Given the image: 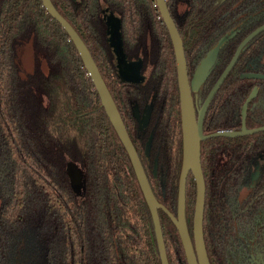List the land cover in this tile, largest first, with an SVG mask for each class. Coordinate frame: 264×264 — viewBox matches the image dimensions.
<instances>
[{
  "label": "trees",
  "instance_id": "1",
  "mask_svg": "<svg viewBox=\"0 0 264 264\" xmlns=\"http://www.w3.org/2000/svg\"><path fill=\"white\" fill-rule=\"evenodd\" d=\"M51 1L95 61L107 44L103 8L117 12L136 38L161 24L148 25L158 14L153 0ZM182 13L191 17V11ZM260 33L264 41V30ZM191 34L188 28L182 33L185 48ZM248 53L241 52L225 83L241 81L238 68L248 62ZM172 79L175 85L174 64ZM233 90L236 102L240 92ZM172 102L178 110L176 92ZM173 121L166 120L169 133ZM179 130L177 121L173 135ZM226 142L237 147L239 137ZM67 159L81 170L80 195L71 185ZM176 163L165 181L170 210L180 159ZM204 174L213 181L207 182L209 203L218 204L243 170L212 167ZM154 184L159 190L157 179ZM164 220L167 244H179L173 223L168 216ZM0 264H161L129 156L74 43L41 0H0Z\"/></svg>",
  "mask_w": 264,
  "mask_h": 264
},
{
  "label": "flooded vegetation",
  "instance_id": "2",
  "mask_svg": "<svg viewBox=\"0 0 264 264\" xmlns=\"http://www.w3.org/2000/svg\"><path fill=\"white\" fill-rule=\"evenodd\" d=\"M153 1L158 14L148 25H154L157 20H160L161 24H155V27L148 26L139 38L133 34L131 26L122 22L117 12L111 13L103 8L107 44L106 49L101 51L102 54L96 57V61L93 60L100 74L101 72L104 74L101 76L136 149L155 198L176 216L183 155L177 69L168 28L156 1ZM165 2L182 40L196 120L204 107L201 121L202 134L260 128L236 135H210L200 140V165L205 187L202 213V251L207 260L205 264H264V128H261L264 126V78L256 75L264 74V41L260 33L264 28L243 43L237 51L239 53L235 61L205 106L206 98L240 42L264 23L263 0H208L192 3L184 0L173 2L165 0ZM183 11L186 13L191 11V17L188 18L192 20L191 23L187 22V16L182 15ZM182 22L186 24V28L192 30V43L189 48L184 47L182 33L186 28L182 27ZM162 30L167 32L171 48L167 47L165 33ZM221 39L218 49L212 51ZM207 52L217 53L207 70L199 74L198 66ZM241 52H249L248 62L238 68L241 81L236 79L232 83H225ZM227 57L229 58L225 62ZM173 64L175 85L172 79ZM242 86L245 89L240 92ZM233 89L240 92L236 102L232 99L235 92ZM175 92L178 110L172 102ZM252 92L253 95L246 104L243 116L242 106ZM170 106L173 108L171 109ZM174 115L178 116V119ZM170 119L174 120L171 133L166 131L169 126L166 120ZM177 121L180 130L173 135ZM237 137H239L238 146L229 147L226 139ZM179 159L176 204L170 210L168 198L171 191L165 181L170 176L169 172L176 168V161ZM212 167L218 170H226L230 167L243 170V175L235 180L236 184L224 196V201L218 204L209 203L210 199L207 195V182L213 181L212 176L207 180L204 169L208 170ZM156 179L161 191L154 184ZM195 197V179L189 171L185 183L184 215L195 263L202 264L193 231ZM157 212L168 264H189L174 223L163 208L158 207ZM166 216L175 227L179 244L170 245L165 240ZM153 230L157 244L154 224ZM157 250L160 259L158 245Z\"/></svg>",
  "mask_w": 264,
  "mask_h": 264
},
{
  "label": "water",
  "instance_id": "3",
  "mask_svg": "<svg viewBox=\"0 0 264 264\" xmlns=\"http://www.w3.org/2000/svg\"><path fill=\"white\" fill-rule=\"evenodd\" d=\"M161 16L168 28L169 35L172 41L175 61H176V69H177V81H178V88H179V101H180V113H181V129H182V142H183V155H182V165L181 171L179 176V184H178V196H177V215L174 216L171 212H169L165 207H163L155 198L151 187L149 185L148 179L136 152V149L126 131L124 123L120 117L118 109L115 105V102L97 68L96 63L94 62L87 46L78 35L76 30L72 27V25L58 12L55 8L51 0H41L42 5L45 7L47 12L55 18L64 30L68 33L70 39L74 43L76 50L83 62V65L87 71V74L90 76L95 89L98 92L100 97L101 104L117 134L121 143L123 144L130 162L132 164L135 176L137 178L138 184L144 196V199L150 209V213L152 216L156 238H157V245L159 249L160 259L162 264H168L164 240L162 236L161 225L159 221V216L157 212V208H163L167 214L169 215L170 219L174 223L175 227L178 230L180 235L182 244L184 246V250L186 253V257L189 264H196L195 263V256L192 249V243L188 234L185 215H184V208H185V183L186 177L189 171L192 172L195 184H196V197H195V205H194V214H193V231L195 237V243L199 252L200 261L202 264L207 262L205 255H203V238H202V213L204 207V178L201 170L200 165V140L206 136L210 135H236L241 134L246 131L251 132L255 131L260 128H253L250 130H240V131H216L213 133H209L208 135H203L201 130V121H202V113L204 107L201 109L199 116L196 120L193 102L191 97V90L190 84L187 77V70H186V61L183 52V45L181 37L170 17L168 12L165 0H155ZM264 28V23L255 28L251 31L238 45L236 52H234L233 56L231 57L229 63L223 70L222 74L220 75L219 79L217 80L216 84L214 85L213 89L209 93L208 97L205 101V106L212 96L215 89L218 87L226 73L228 72L229 68L233 64L236 59V56L239 52H237L243 43L249 39L253 34L257 33L258 31ZM219 40L216 45L212 48V51L218 49L220 42ZM217 52H207L204 58L201 60L198 66L199 74H203L209 64L211 63L212 59L214 58ZM259 77L264 78V74H256ZM253 92L246 98L243 106H242V113L243 116L245 114L246 104L249 99L252 97ZM261 128H264L261 127ZM66 171L71 181V185L74 191L77 194H81L83 191L82 186V178H81V170L70 160L67 159L66 163Z\"/></svg>",
  "mask_w": 264,
  "mask_h": 264
}]
</instances>
